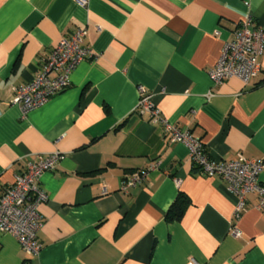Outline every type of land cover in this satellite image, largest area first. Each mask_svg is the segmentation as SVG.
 Instances as JSON below:
<instances>
[{"label":"crops","instance_id":"1","mask_svg":"<svg viewBox=\"0 0 264 264\" xmlns=\"http://www.w3.org/2000/svg\"><path fill=\"white\" fill-rule=\"evenodd\" d=\"M246 16L264 27V0H0V195L28 162L62 155L40 179L47 200L37 207L42 248L32 264H264L257 194L236 213L228 184L201 173L186 144L135 110L142 85L211 159L264 158V54L247 84L231 77L214 85L208 76ZM78 27L94 57L22 117L12 88ZM153 163L140 184L120 191L125 174ZM179 194L189 203L168 221ZM24 258L0 231V264Z\"/></svg>","mask_w":264,"mask_h":264},{"label":"built area","instance_id":"2","mask_svg":"<svg viewBox=\"0 0 264 264\" xmlns=\"http://www.w3.org/2000/svg\"><path fill=\"white\" fill-rule=\"evenodd\" d=\"M82 6L86 0H77ZM85 28H75L69 36L61 37L50 54L42 59L40 71L26 84L14 86L11 103L16 104L24 117L29 111L44 105L53 95L65 90L70 84V76L78 64L92 59L94 54L84 45ZM264 54V27L256 25L250 16L240 20L232 31V38L222 47L220 57L208 71L214 85L237 77L247 84L260 72L258 58ZM138 102L135 110L147 113L152 122H159L172 142H183L189 150L190 160L206 175H219L228 189L236 196L235 212H240L247 193L257 194V208L264 210V184L259 181L264 172V158L249 159L237 154L235 160L215 161L211 159L202 142L188 130L181 131L164 118L152 100V95L144 86H138ZM62 155L55 151L41 155L28 162L23 171L14 175L13 182L0 195V231L11 234L25 254L22 264H32L42 243L38 231L42 225L38 205L47 200L40 179L44 172L54 170ZM158 163L144 169L129 171L120 184L121 192L140 184L149 173L158 168ZM107 191L102 189V194ZM235 236L239 230L233 229ZM186 264H198L191 258Z\"/></svg>","mask_w":264,"mask_h":264},{"label":"trees","instance_id":"3","mask_svg":"<svg viewBox=\"0 0 264 264\" xmlns=\"http://www.w3.org/2000/svg\"><path fill=\"white\" fill-rule=\"evenodd\" d=\"M189 203L186 197L179 194L177 200L172 204L166 214V220H178L183 214L187 204Z\"/></svg>","mask_w":264,"mask_h":264}]
</instances>
